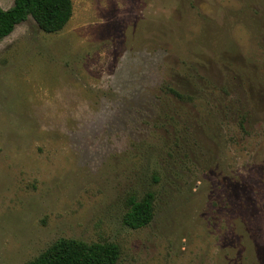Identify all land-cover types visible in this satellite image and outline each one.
Returning a JSON list of instances; mask_svg holds the SVG:
<instances>
[{
  "label": "rangeland",
  "instance_id": "1",
  "mask_svg": "<svg viewBox=\"0 0 264 264\" xmlns=\"http://www.w3.org/2000/svg\"><path fill=\"white\" fill-rule=\"evenodd\" d=\"M72 1L59 32L30 16L0 40V264L62 237L264 264V0Z\"/></svg>",
  "mask_w": 264,
  "mask_h": 264
},
{
  "label": "trees",
  "instance_id": "2",
  "mask_svg": "<svg viewBox=\"0 0 264 264\" xmlns=\"http://www.w3.org/2000/svg\"><path fill=\"white\" fill-rule=\"evenodd\" d=\"M74 12L72 0H14L9 8L0 6V40L30 16L47 33L62 30ZM179 97V91L169 88ZM156 178V177H155ZM155 194L147 191L128 198L123 223L131 228L147 226L154 217ZM121 255L119 244L112 241L87 242L76 238H59L24 264H116Z\"/></svg>",
  "mask_w": 264,
  "mask_h": 264
}]
</instances>
